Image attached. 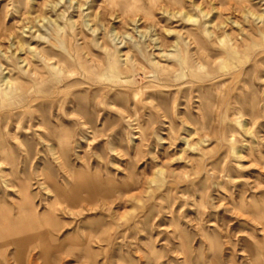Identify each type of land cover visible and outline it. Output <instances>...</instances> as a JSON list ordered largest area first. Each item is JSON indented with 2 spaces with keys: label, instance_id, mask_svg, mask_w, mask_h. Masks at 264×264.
<instances>
[{
  "label": "rangeland",
  "instance_id": "1",
  "mask_svg": "<svg viewBox=\"0 0 264 264\" xmlns=\"http://www.w3.org/2000/svg\"><path fill=\"white\" fill-rule=\"evenodd\" d=\"M0 63V264H264V0H0Z\"/></svg>",
  "mask_w": 264,
  "mask_h": 264
},
{
  "label": "bare ground",
  "instance_id": "2",
  "mask_svg": "<svg viewBox=\"0 0 264 264\" xmlns=\"http://www.w3.org/2000/svg\"><path fill=\"white\" fill-rule=\"evenodd\" d=\"M58 3L59 2H55L53 5L56 6ZM203 14L206 15L204 12H203ZM251 15L255 16L252 13H251ZM184 16L188 20L192 19V17L189 16V15L184 14ZM256 18L257 19H259V18L261 19L262 17L261 16H256ZM92 31H95V28H92ZM122 39H121V41H122ZM23 44L24 43H22V41L19 40L17 42V44H15L16 45V50H23ZM84 48H85V46H84ZM231 52H232V50H231ZM122 55L124 56V53H122ZM43 58L46 59V57H44V56H43ZM21 61H24V59H21ZM122 61L123 62L119 61V59H114V61H110L109 65H108L107 72L105 74L101 75L102 79L106 80V81L113 82V83H119V84H127V83L131 82L130 80L127 79V77L121 75L122 71L124 69L127 70L129 68V65H128V62L126 61V59H124ZM201 66L202 65L199 64V69H200ZM0 67L2 68V64L1 63H0ZM4 69H5V67L2 68V70H4ZM69 72H70V69L67 66L62 67V66H60V65H58L56 63H54L51 66V74L56 79H58V81H63L64 77H67V78L71 77L73 75V73L72 72L69 73ZM15 84H16L15 83V79H10L9 77L0 75V99H6V98H9L10 96H12L13 95V90L16 87ZM35 223H40V221H38L37 218L34 215H31L30 212H28V210H25V209L21 211L20 217L13 221V224L15 225V227H16V225H21V224L34 225Z\"/></svg>",
  "mask_w": 264,
  "mask_h": 264
}]
</instances>
